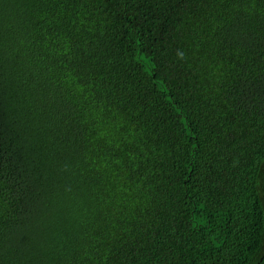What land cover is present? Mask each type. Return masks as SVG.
<instances>
[{
    "label": "trees",
    "instance_id": "1",
    "mask_svg": "<svg viewBox=\"0 0 264 264\" xmlns=\"http://www.w3.org/2000/svg\"><path fill=\"white\" fill-rule=\"evenodd\" d=\"M0 264H264V0H0Z\"/></svg>",
    "mask_w": 264,
    "mask_h": 264
}]
</instances>
